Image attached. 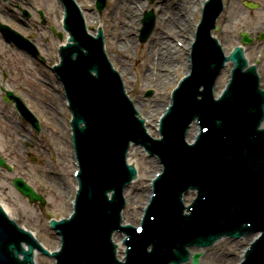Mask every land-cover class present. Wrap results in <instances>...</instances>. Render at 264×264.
Masks as SVG:
<instances>
[{
  "label": "water",
  "instance_id": "1",
  "mask_svg": "<svg viewBox=\"0 0 264 264\" xmlns=\"http://www.w3.org/2000/svg\"><path fill=\"white\" fill-rule=\"evenodd\" d=\"M104 2L98 0L99 11ZM208 24L206 15L193 48L192 75L176 91L173 108L162 122L163 139L149 145L162 158L165 174L156 183L142 236L136 237L142 250L146 242L160 241L158 244H161L176 234L177 239L192 238L201 242L231 228L242 226L240 229L246 231L249 228L243 225L252 217V226L254 223L264 227V133L259 135L255 131L263 103L241 86L240 56L233 57L237 68L227 92L220 101H210L219 53L215 47L210 50ZM65 28L74 44L61 49L63 60L58 73L72 104L76 150L83 167L79 175L83 194L77 200L74 219L63 225L65 241L59 264H114L103 239L109 227H114L112 220L116 223L117 218L108 219L114 210H107L101 199L103 188L108 189L112 178L121 172L117 168L118 160L122 163L127 142L135 139V135L142 142L146 139L139 131L141 123H136L124 105L119 83L110 82L114 76L109 80L99 76L105 72L101 36L94 40L85 35L81 18L72 6L67 8ZM145 28L148 29L142 40L147 38L152 24L145 21ZM243 50L249 60L244 47ZM210 57H213L211 61ZM92 71L97 77L90 75ZM201 85L203 91L199 92ZM195 116L203 131L195 146L186 147L182 143L184 126ZM125 117L128 121L123 123ZM81 124L84 126L80 127ZM118 132L123 134L120 138L116 136ZM113 153L118 155V160ZM125 171L127 176L131 169ZM98 177L99 183H96ZM188 187L197 188L199 196L190 215L185 216L178 196ZM29 196L38 198L34 193ZM12 227L0 212V251L5 249L7 258L0 257V264H19L15 259L20 247L15 251V245L21 240L28 241L19 238ZM130 230L135 236L136 232ZM194 251L199 250H190ZM100 253L103 260H99ZM160 253V249L154 248L148 258L142 253L134 254L128 264H139L140 260L142 264L158 263ZM30 256L25 254L24 264L31 261ZM196 257L192 264H198ZM244 264H264V240L253 248Z\"/></svg>",
  "mask_w": 264,
  "mask_h": 264
},
{
  "label": "rangeland",
  "instance_id": "2",
  "mask_svg": "<svg viewBox=\"0 0 264 264\" xmlns=\"http://www.w3.org/2000/svg\"><path fill=\"white\" fill-rule=\"evenodd\" d=\"M76 1L82 9L84 18L88 19L87 24L90 33H95L99 27L103 30L105 50L112 60L113 66L118 70L121 69L120 59L123 60V65L126 64L130 66L129 70L124 71V73L129 71L128 74L124 75V79L128 81L127 88L129 89V96L131 99L134 102L142 100L140 103L142 108L140 111L142 114L147 116L149 112L148 108L155 107L152 105V101H159L160 96L164 97H162L160 103L157 104V108L162 107L165 103H169L171 90L174 88L177 81L184 75L185 71H187V67L184 68L182 66L177 68L176 71L174 70L175 74L173 76L170 75L171 73H168L166 79L167 83H164L161 90L153 85H145L142 81V76L147 69L148 74L149 71L153 72L156 69L158 73H160L163 66L160 65L158 67L157 64L149 63L150 59L148 54L151 50L150 41L154 39L156 30V11L151 8L145 9L146 11L153 10L155 25L146 41L140 42L138 38L140 33L139 30L137 31V28H141L143 14L140 22L137 19V21L135 20V22L132 23L133 25H128V18L124 19L122 22L112 18L113 8L117 0H105V5L100 12L96 10L94 6L95 0ZM164 1L167 0H147V3L156 4ZM244 1L257 3V8L254 10L247 9L243 6ZM16 6L26 9L30 16L29 20H31L32 23L28 22V20L16 23L18 18H22L21 12ZM38 6L45 10V25L43 26H41V19L35 14V8ZM235 10H239L240 13L236 22H231V16ZM60 15L61 9L57 0H11V3L7 5L0 1V21L2 24L19 30L24 36L30 33L27 32L29 26L33 25L38 29V31L29 37L30 41L33 42L37 50H39V56L37 58L28 52L17 49L15 46L6 43L5 40L0 38V74L4 69L10 72L11 83L28 98V103L34 107L46 134H37L31 131L30 128L22 130L15 116L13 105L5 103L2 99V93L0 92V151L6 160L15 168L13 173L0 169V201L5 205L14 219L21 225L30 228L36 234L37 238L49 249L56 248L58 242L55 236L45 227V221L48 218L59 219L69 215L71 205L70 199L67 198V192L69 188L72 187V194L74 184V180L71 178L74 167L71 163L72 154L68 144L70 140L69 115L63 110L61 96H56L57 93L55 91L61 88L56 84L57 80L49 71V66L53 64L56 59V45L60 43L57 38H54L56 34H52L49 27H53L55 30L60 31L58 30V16ZM164 17L168 19L170 14L164 15ZM199 17L200 12L196 13L192 21L193 24L190 26L193 32H195ZM263 19L264 0H232L229 17H221L219 22L221 26H224L218 29L219 34H222L223 43L225 46L226 42L229 46H231V44H239L240 33L242 31L249 32L255 23L262 22ZM121 26L128 30L123 40L118 37V30ZM133 27L136 28L134 31L132 30ZM191 31L188 34L193 36V32L191 34ZM174 38H176L177 41H182L180 37ZM184 43L186 44L185 41H183V44ZM126 44L129 49L126 48ZM117 47H119L120 50L122 49L123 53H121ZM247 49V55L251 60L256 52L264 53V41H260L258 35H256L253 39V45L248 46ZM41 57L44 58L43 62L39 60ZM179 60L181 59L179 58ZM261 73L264 80V60L261 65ZM50 81L53 82V88H50L46 84ZM133 81L136 82L134 83ZM221 81V85L224 84L225 78ZM50 84L52 85V83ZM52 102H54L55 108L63 112L61 117L58 118L56 112L49 108L48 105L50 103L53 104ZM147 118L152 124L158 120L157 115H148ZM27 133L34 134V140L27 146H24L22 140ZM25 149H30L33 153L27 156L23 153ZM135 159L138 163V171L141 178L139 182L143 192L137 194L138 197H135L134 192L136 193L135 189L137 183L130 186L126 192L128 200L124 213L125 221L133 223L134 225L138 223L141 207L146 202L147 191L145 187L147 181L152 175V172L158 170L156 166H151L147 156L140 151H138V155ZM22 167L27 170L28 175H25ZM18 174H22L27 182H29L37 192L44 196L46 201L44 205L30 203L12 188L11 180ZM60 181L64 186L63 189L59 191L58 186H60ZM66 185L67 187H65ZM53 186L54 188H52ZM130 197L135 201L130 202ZM244 239L248 238L245 237ZM241 241L242 240L237 241L238 244H236L235 249H232V245L230 244L226 246L223 245V243L218 244L214 249L206 251L204 256L207 259L209 254L214 255L219 250H224L223 247L229 248L228 257L216 263L234 264L238 249L245 244V242L241 243ZM229 242L232 241L229 240ZM38 264H52V261L43 257H38ZM207 264L212 263L208 262Z\"/></svg>",
  "mask_w": 264,
  "mask_h": 264
},
{
  "label": "bare ground",
  "instance_id": "3",
  "mask_svg": "<svg viewBox=\"0 0 264 264\" xmlns=\"http://www.w3.org/2000/svg\"><path fill=\"white\" fill-rule=\"evenodd\" d=\"M203 2H204V0H177V1L167 0L165 2H158L156 4H154V3L151 4V3H147L146 0H117L115 5H114V8H113L112 18L115 20H120L121 22L124 19L128 18L129 19L128 25H131L132 23L135 22V20L137 21V19L138 20L140 19V17H141L140 11H142V10L144 11L147 8L154 9L156 11L157 21H156V30H155V35H154L155 37L153 40L150 41L151 50L148 54L149 59H150L149 63L150 64H157L158 67L160 65H163L162 68L168 67L169 70L173 71L175 68L177 69V68H180L182 66L184 68L188 67V54L185 50L187 48H189L190 41H192V39H193V38H191L192 36H190L188 34L192 29V28H190V26H192V20H190V17L192 19V16H194L196 14V12L201 10ZM239 13H240L239 10L233 11V14L231 16L230 21L236 22V20L238 19ZM166 14H170V17L168 19H166L164 17V15H166ZM85 20L88 23V19L85 18ZM137 24H139V23H137ZM184 27H186V28H184ZM127 32H128L127 28H123L121 26L118 30L119 39L123 40L126 37ZM191 34H192V31H191ZM174 37H180L183 41L186 42V44H183V46L179 47L178 45H176L174 43L173 39H171ZM171 40H172V42H171ZM172 43L175 45H173ZM250 45H253V44H250ZM250 45H247L246 47L243 45V47L245 48V51H246V55L248 52L247 47ZM117 48H119V47H117ZM224 49H225V51L226 50L229 51L227 43H226V48H224ZM119 50H120V48H119ZM120 51H123V50L121 49ZM187 51H188V49H187ZM178 58H180L181 60L175 61V59H178ZM109 61L112 62V60L110 58H109ZM250 61H252V59ZM122 62H123V60L120 59L121 69L118 71V73L121 76L122 81H123L124 75L129 73V71H126V73H124V71L129 70L130 66H127L126 64L123 65ZM231 67H232L231 65H227V67H226L227 73L224 75V77L225 76L228 77V74L231 70ZM174 74H175V72H172V76ZM222 76H223V74H220L219 79L217 81V88H216L217 93H220L222 90V87H223V86L220 87V85L218 86ZM166 79H167V74H164L162 72L158 73L157 69L154 70L153 72L149 71V74H148V69H147V71L142 76V81L144 82L145 85L146 84L153 85V86L157 87V89H159V90H161V87L164 86V83H165L164 81H166ZM263 81L264 80H262V82ZM123 83L125 85V92L128 94L129 93V89L127 88L128 81L124 80ZM58 85H59V83H58ZM162 97H164V96H162ZM162 97L160 96L159 101H156V100L152 101V105H154L155 107L148 108V110H149L148 115H150V116L158 115L160 113L159 112L160 110L162 111L164 108H166V106L168 105L167 103L163 104L162 107L157 108V104L160 103ZM141 102H142V100H139V102L138 101L134 102V107L139 112H140V109H142L141 105H140ZM140 113H141V117L145 120L147 131L152 136L156 137L157 136V134H156L157 122L154 125H152V122H149V120L147 118L148 115L145 116L144 114H142V112H140ZM262 126H264V123L262 124ZM196 132H197V130L196 129L194 130V126H193L191 128V130H189L188 138L192 139L193 136L196 134ZM134 155H138V153H137V151H134L133 149H131L129 154H128V162L129 163L133 162L132 157ZM147 158L149 159L148 162L151 164L152 167L156 166L158 169L160 168L159 164L157 163V161L154 158H150V157H147ZM139 159L142 160L141 158H139ZM63 186L64 185H62L61 181H60V186H58L59 187L58 190L59 191L62 190ZM135 191H136V193L134 192L135 197H138L137 194H141L143 192L142 187L140 186V182L137 183V187H136ZM138 191H140V192H138ZM146 191L147 192L149 191L148 187L146 188ZM130 198H131L130 202L135 201L132 197H130ZM127 199H128V197H127ZM114 235L115 236H113V239L116 240L115 242H118L119 241L117 239L118 237H116L117 234H114ZM56 237H55V239H56ZM253 238L254 237L248 238L247 242L252 241ZM221 243H223V245H225V246L227 244L232 245V247H231L232 249H235L236 244H238L237 241L229 242L228 240L223 239V240L219 241V243H217L215 246H217L218 244H221ZM214 247H211V249H209V250L214 249ZM245 248L246 247H242V248L238 249V253H237L238 261L242 258V253H243V250ZM223 249L224 250H219L214 255L209 254L207 259L204 256V258H202L200 260V263L201 264H207L208 262H211L212 264H218L216 262L225 260L228 257V252H229L228 249L229 248L223 247ZM117 250H118V254H121L123 251V247L120 245H117ZM193 250H197V249H193ZM209 250H204V252L206 253V251H209ZM186 264H190V263H186Z\"/></svg>",
  "mask_w": 264,
  "mask_h": 264
},
{
  "label": "flooded vegetation",
  "instance_id": "4",
  "mask_svg": "<svg viewBox=\"0 0 264 264\" xmlns=\"http://www.w3.org/2000/svg\"><path fill=\"white\" fill-rule=\"evenodd\" d=\"M229 10H230V7H229ZM228 14H229V11H228ZM261 31H262V30H261ZM260 41H261V40H260ZM263 41H264V40H263ZM226 43H227V42H226ZM232 45H233V44H231V46H232ZM231 46L228 45V47H231Z\"/></svg>",
  "mask_w": 264,
  "mask_h": 264
}]
</instances>
